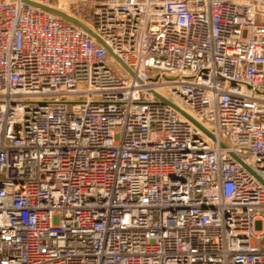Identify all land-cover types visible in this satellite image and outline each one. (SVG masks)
<instances>
[{
	"label": "built area",
	"instance_id": "1",
	"mask_svg": "<svg viewBox=\"0 0 264 264\" xmlns=\"http://www.w3.org/2000/svg\"><path fill=\"white\" fill-rule=\"evenodd\" d=\"M0 264H264V0H0Z\"/></svg>",
	"mask_w": 264,
	"mask_h": 264
},
{
	"label": "water",
	"instance_id": "2",
	"mask_svg": "<svg viewBox=\"0 0 264 264\" xmlns=\"http://www.w3.org/2000/svg\"><path fill=\"white\" fill-rule=\"evenodd\" d=\"M44 9H46V10H50V11H53V12H56L57 14H60V15H62V16H65L66 18H68L70 21H72V22H74L75 24H78V25H80V26H83L79 21H77V20H75V19H72V18H69V17H67L65 14H63L62 12H60V11H58V10H55V9H52V8H50V7H47V6H42ZM97 40H99L102 44H104V45H106L105 43H104V41L103 40H101L96 34H94L91 30H88ZM109 49V51L110 52H112L111 51V49L110 48H108ZM177 109H179V110H181L180 108H178L177 107ZM182 111V110H181ZM184 113V112H183ZM189 118L190 119H192L199 127H201L202 129H204V130H206L205 128H204V126H202L199 122H197L196 120H194L193 118H191V116H189ZM207 131V130H206ZM209 133V132H208ZM236 158L239 160V161H241L237 156H236Z\"/></svg>",
	"mask_w": 264,
	"mask_h": 264
}]
</instances>
